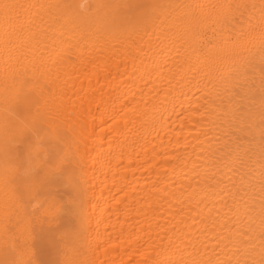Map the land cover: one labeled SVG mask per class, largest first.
<instances>
[{
    "label": "bare ground",
    "instance_id": "obj_1",
    "mask_svg": "<svg viewBox=\"0 0 264 264\" xmlns=\"http://www.w3.org/2000/svg\"><path fill=\"white\" fill-rule=\"evenodd\" d=\"M0 264H264V0H0Z\"/></svg>",
    "mask_w": 264,
    "mask_h": 264
},
{
    "label": "rangeland",
    "instance_id": "obj_2",
    "mask_svg": "<svg viewBox=\"0 0 264 264\" xmlns=\"http://www.w3.org/2000/svg\"><path fill=\"white\" fill-rule=\"evenodd\" d=\"M48 244H52V243H48ZM48 246H49V247H50V246L52 247L53 245H48ZM48 246H47V247H48ZM53 248H54V247H53ZM53 248H52V252H53ZM49 258H50V257H49Z\"/></svg>",
    "mask_w": 264,
    "mask_h": 264
}]
</instances>
